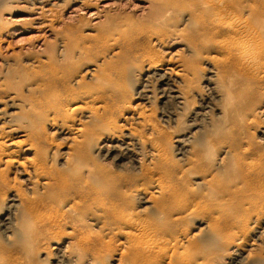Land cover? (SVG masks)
Segmentation results:
<instances>
[{
	"label": "rangeland",
	"instance_id": "rangeland-1",
	"mask_svg": "<svg viewBox=\"0 0 264 264\" xmlns=\"http://www.w3.org/2000/svg\"><path fill=\"white\" fill-rule=\"evenodd\" d=\"M93 3L0 0V219L7 212L16 219L17 203L9 208L5 198L10 193L24 208L52 201L63 210L62 217L48 219L50 225L30 219L34 225L23 240L5 241L0 221V264L55 263V249L75 255L73 245L84 252L78 264H102L108 256L105 264H132L135 249L124 226L106 215L110 203L126 201L125 214L133 210L166 249L149 254L156 259L150 264H167L164 253H173V264H231L239 252L240 264H251L264 256V72L243 66L235 35L220 29L232 12L248 26L250 43L264 61V0ZM216 8L220 12L212 13ZM147 30L162 33L151 37ZM161 37L167 40L157 43ZM151 40L168 66L186 63L176 85L189 90L188 101L179 107L161 102L153 76L145 83L147 100L130 97L142 81L135 58ZM129 64L133 89L116 94L118 69ZM213 66L218 77L209 78ZM206 104L208 113L197 116ZM90 107L99 108L91 113ZM138 109L144 117H135ZM164 112L172 116L168 121ZM112 118L115 123L104 131L99 119ZM9 127L16 129L1 134ZM128 128L143 134L134 165L120 166L117 149L94 147V140H116ZM24 132L27 137L20 136ZM152 144L166 151L161 156ZM82 149L87 155L80 157ZM35 167L43 175L25 179ZM47 174L51 182L45 185ZM158 179L165 187L160 194L154 193ZM117 189L134 191L119 198ZM167 196L172 199L159 208L155 201ZM93 232L84 251L82 234Z\"/></svg>",
	"mask_w": 264,
	"mask_h": 264
},
{
	"label": "bare ground",
	"instance_id": "bare-ground-1",
	"mask_svg": "<svg viewBox=\"0 0 264 264\" xmlns=\"http://www.w3.org/2000/svg\"><path fill=\"white\" fill-rule=\"evenodd\" d=\"M44 0H38V2L42 3ZM115 0H84V2L87 3V5L94 4L93 2H101L106 6H109L112 4ZM218 3H223L225 0H215ZM42 8V7H40ZM46 9V8H44ZM42 8V11L44 10ZM41 11V12H42ZM40 12V10H39ZM38 12V13H39ZM44 12V11H43ZM220 10L218 8L214 9L212 13H219ZM36 14V13H35ZM42 14V13H41ZM40 14V15H41ZM97 14V10L94 12H91V15ZM37 15V14H36ZM43 15H41L42 17ZM38 17V16H37ZM40 17V16H39ZM38 17V18H39ZM225 18H223L221 24H220V29L223 33H226L229 38L233 37L234 35V43H235V55L240 58L242 61V65L248 67L250 70L255 72L256 74H259V72L263 71L264 72V61L260 57V52L259 50L251 45V41L253 40V36L251 35V32L248 31V26L244 22L237 21L234 14L232 12H228L224 15ZM36 18V17H35ZM40 19V18H39ZM36 20V19H35ZM41 21V20H40ZM45 23V21H44ZM47 23V21H46ZM45 23V25H46ZM41 22L39 23V25ZM48 24V23H47ZM43 25V24H42ZM41 25V26H42ZM36 26V25H35ZM37 26V27H41ZM44 26V25H43ZM44 28V27H43ZM146 33H149L150 36H154L155 34H161V30H157V32H153L150 30L144 31ZM235 39H239L238 41H235ZM167 39L164 37H161L158 39L157 43H164ZM136 42H138L136 40ZM153 42L151 40L150 44ZM222 43V41H219ZM182 45L184 48L190 50V45L188 43H183ZM154 44H151L150 46L143 47L142 52L135 58L137 60V63L140 62L141 68H140V76L142 78V81L140 83V87L133 89L130 85V82L134 78V72L132 70L131 64L129 65H124L122 67H119L118 69V79L116 81L117 88L114 93L119 94L122 91L125 90H130L133 89L131 96H137L139 97V100H145L148 94L146 93L147 90H144V87L146 86L145 83L148 78L152 76L158 81V94L161 97V102L165 104L168 100H173L174 103L176 104L177 107L180 105H183L185 102L188 100V92L189 90H186L184 87H179L176 84L180 83L178 82V78L181 75V72L184 71V67L186 68V63H181L178 64L177 66H168V62L163 60L161 55L158 54V52H155L152 50ZM237 50V51H236ZM170 65V64H169ZM211 75L209 78H212V76H217L218 73L215 69V67H211L209 70ZM150 86V84H149ZM148 86V87H149ZM210 88V87H209ZM157 89V88H156ZM150 91V90H149ZM90 91L89 93H91ZM152 92V91H151ZM157 94V95H158ZM154 98V97H153ZM138 100V101H139ZM140 100V101H141ZM147 100V99H146ZM149 102V101H148ZM147 103V102H146ZM150 103V102H149ZM173 103V104H174ZM141 104V103H140ZM143 105V104H142ZM136 108L139 107V103L135 105ZM164 106V105H163ZM104 106H100V108ZM141 107V106H140ZM81 106H75L74 109H79ZM99 107H90L91 113H94L96 109ZM166 109V108H165ZM210 109V106L206 104L202 109L198 110L195 112L197 116H200L199 114L201 111L203 113H208ZM140 110V109H138ZM164 111V110H163ZM162 111V112H163ZM167 111V109H166ZM166 114V112H164ZM164 114V115H165ZM172 114V113H171ZM194 114V115H195ZM161 115V116H164ZM204 115V114H203ZM145 116V110L141 109L140 111L136 112L137 118H142ZM171 115L166 114L164 118H167V121L172 117ZM169 118V119H168ZM172 120V119H171ZM100 123L99 125L104 127V131H108L110 129V123H115L116 119L112 118L109 121H104V119H99ZM166 121V120H165ZM14 126V125H13ZM16 127H9L7 129H4L1 131V134L3 135H9L13 130H15ZM78 129L77 131H79ZM82 130V129H81ZM22 137H27V133H21ZM94 139V138H93ZM103 138L100 137L97 139V142L94 140L93 144L94 147L96 146V149L99 150V152L106 151L108 153L109 151H114L118 150L119 151V156L118 158L121 159V164L120 166H124L125 164L129 163L131 166L134 165V163L139 162V158L137 153L135 152L136 146H142L143 141V134H141L138 129L135 128H128V130L125 133H121L119 136H117L116 140H102ZM98 140L100 141L98 144ZM13 144V142L11 143ZM98 144V145H97ZM155 149H157L159 155H163L164 151H166V148L161 146V145H156L152 144ZM31 148V147H30ZM1 151L4 152L3 148H0ZM140 150V149H139ZM141 151V150H140ZM182 150H180L179 153ZM13 152V150H12ZM110 153V152H109ZM142 153V152H141ZM140 153V154H141ZM157 153V154H158ZM87 151L86 149H82L79 152V156H86ZM1 171V170H0ZM42 171L39 169V167H35L33 170H28L25 172V175L27 180L30 181V179H34L35 177H41L43 174L41 173ZM92 174V172H91ZM48 178L44 179V183L50 184L51 182V177L49 174L46 175ZM129 178L123 177L122 180H127ZM155 185L159 186L157 189L154 191V193L160 194L162 192L163 183L161 180L158 179L156 181ZM142 189V188H140ZM118 193V196H127L130 195L134 190H127L123 191L120 189L116 190ZM5 195V192L3 193ZM79 195V194H78ZM16 195L13 193L7 194L6 195V200L10 203L9 208H11V205L15 201V220L10 217V213L7 212V214L0 219L4 223V228L1 230L2 234L1 237L5 238V241H12V240H23L25 239L28 230L30 229L31 226L34 224L30 221V219L34 218L35 223H44L45 225H50L51 223L48 221V219H52L56 216L62 217L63 215V210L59 209L57 205H54L53 202H48L46 201L43 207H37L35 208L34 206L30 205L24 208L23 201L19 200L18 198L15 197ZM80 196V195H79ZM81 197V196H80ZM101 199V198H100ZM172 198L170 196H167L163 199L155 201V204L159 206V208H164L169 200ZM149 202L148 200L144 201ZM62 204L64 203L63 201L61 202ZM177 203V202H175ZM19 205V207L17 206ZM130 205L129 201H126L123 205L118 204L117 202H112L106 207V215L115 222L117 226H124V233L127 236V239L129 241V244L134 247L135 251L131 253L130 260L133 262L132 264L138 263L136 260H139L143 262V264H150V263H155L156 259L155 258H150L148 257L149 254L152 253H158V252H165L166 249H163L161 246L158 245V238H156L153 235H150V233L147 231V225L146 223L137 217L135 213H133V210L130 212L126 213L124 212L125 209H127ZM75 204H69L66 209H73ZM103 206V205H101ZM14 214V212H13ZM10 217V218H9ZM7 221V223H6ZM92 231V230H90ZM10 235H14V239H10ZM96 237V233H91V234H82V241L83 243H86L89 240H93V238ZM18 241H15L14 243H17ZM241 242V240H240ZM24 244L25 246H28L27 244L29 243V240H25ZM166 243H170L166 241ZM3 245V242H0V246ZM91 244L86 243L83 245V250L85 251L86 249L90 248ZM70 249L73 251L75 255H71L67 252V249L62 248L61 246H58L55 249V254H56V261L55 263L51 264H78L79 259L83 256L84 252L77 246L73 245L70 247ZM235 252V251H234ZM47 256H49V251L45 253ZM173 253H164V257L168 259L167 264H173L171 261ZM77 255V256H76ZM125 255V251H121V256L119 259H117L119 262L123 260V257ZM246 258V257H245ZM244 257L242 254L236 253L234 257H232V260L230 261L231 264H240V261H243ZM109 260V256L106 258L104 264ZM20 262V261H19ZM160 262V261H159ZM102 263V264H103ZM12 264H18L12 263ZM20 264H22L20 262ZM45 264V261L43 262ZM188 264H205L199 261L192 260L188 262ZM251 264H264V256H257Z\"/></svg>",
	"mask_w": 264,
	"mask_h": 264
}]
</instances>
